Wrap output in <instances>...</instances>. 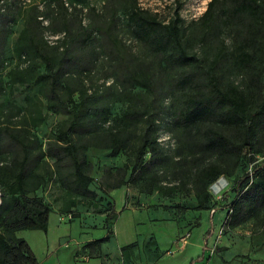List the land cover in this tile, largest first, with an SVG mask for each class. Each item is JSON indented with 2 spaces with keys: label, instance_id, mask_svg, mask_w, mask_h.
Listing matches in <instances>:
<instances>
[{
  "label": "rangeland",
  "instance_id": "374dc122",
  "mask_svg": "<svg viewBox=\"0 0 264 264\" xmlns=\"http://www.w3.org/2000/svg\"><path fill=\"white\" fill-rule=\"evenodd\" d=\"M209 1L137 0L164 23L178 10L182 44L204 69L223 39L227 49L219 72L245 91L254 107L258 93L250 78L261 71L260 53L248 66L239 62L235 47L242 41L241 20L223 27L218 37L202 28ZM0 4L8 16L0 39V192L20 154L14 142L1 136L8 128L31 142L35 161L27 190L51 208L46 232L20 230L8 239L23 238L34 264H264V205L256 192L244 196L239 224H222L240 179L251 172L254 183L264 186V129L254 144L257 152L243 151L237 158L201 153L200 135L180 126L184 100L192 94L176 86L182 68L169 62V53L152 50L138 37L127 19L129 8L120 0ZM224 7L219 0L215 16ZM29 19L35 35L42 33L56 77L54 91L50 71L29 48ZM81 26L91 34L86 42ZM130 76L148 80L149 86L134 84ZM74 103L82 104V111L70 140L81 146L92 198L67 189L65 172L45 154L47 143L57 141L73 121ZM154 135L157 152L148 153L145 168L130 179L138 146ZM115 136L123 143L113 156L109 146ZM209 164L223 170L216 181L226 182L217 191L211 188L216 181L208 185V202L200 207L204 188L197 175ZM110 201L116 210L109 226L113 233L107 242L85 246L107 234L102 212Z\"/></svg>",
  "mask_w": 264,
  "mask_h": 264
},
{
  "label": "trees",
  "instance_id": "16d2710c",
  "mask_svg": "<svg viewBox=\"0 0 264 264\" xmlns=\"http://www.w3.org/2000/svg\"><path fill=\"white\" fill-rule=\"evenodd\" d=\"M120 1L128 6L127 19L135 27L138 37L152 50L169 53V62L182 68L177 77L176 86L192 89V94L184 100L180 126L187 134L200 135L201 142L198 148L201 153L205 155L215 153L219 157L237 158L243 151L257 152L254 144L264 129V0H223L225 7L217 16L214 10L219 0H210L200 20L202 28L217 37L223 27H231L235 21H242L244 26L242 41L235 47L239 62L248 66L256 59L254 57L257 53H260L261 71L250 78L252 87L258 93L254 107L250 106L246 92L232 82L224 80L219 72L227 49L223 39L219 38L215 56L210 66L204 69L186 52L182 44L180 28L182 18L178 10L174 12L172 20L164 23L155 14L140 7L137 0ZM1 8L0 4V39L8 19ZM32 22V19L27 22L29 48L33 49L45 68L50 71V87L51 91H54L56 77L52 72L51 60L44 51L45 42L42 33L39 31V37L35 35ZM81 28L84 32L82 41L90 40V32L87 33V29L83 26ZM105 33L109 41L118 47L119 42L116 38L108 31ZM129 80L139 86H149L148 80H138L134 76H130ZM81 106L82 104L74 103L73 121L60 132L57 141L47 143L45 154L54 159L65 172L63 184L67 189L80 196L92 198L95 196L89 188L92 178L86 173L85 162L80 155L81 146L72 144L70 140V135L77 127L76 120L81 114ZM224 129H229L230 132ZM1 136L14 142L20 154L12 161V167L8 177L2 182V192H0V264H34L36 258L28 243L23 238L12 241L6 236L20 230L46 232L51 208L41 196L30 195L27 190L28 177L33 174L35 161L31 142L24 136L10 132L8 128L2 130ZM122 143L123 139L118 136L111 140L109 146L112 149L111 155H117ZM157 148L158 142L155 135L147 136L141 141L135 154L130 179L145 168L146 155L148 153L154 155ZM248 159L252 161L253 157L250 155ZM250 173L240 179L236 188L232 189L235 194L228 204L223 225L234 226L243 220L244 196L252 192L257 193L264 205V186L254 183L253 175ZM221 174L223 170L215 164L207 165L198 173L197 180L204 188L200 207H204L209 199L206 188ZM106 205L102 213L105 215L107 234L100 239L88 242L85 246L107 242L113 233L109 226L115 220V203L110 201ZM132 245V243L127 244L122 247V250Z\"/></svg>",
  "mask_w": 264,
  "mask_h": 264
},
{
  "label": "water",
  "instance_id": "95a60500",
  "mask_svg": "<svg viewBox=\"0 0 264 264\" xmlns=\"http://www.w3.org/2000/svg\"><path fill=\"white\" fill-rule=\"evenodd\" d=\"M219 181H222L223 184H220V185L218 186V189H219L220 186L224 185L225 182H226L225 180H222V179L217 180V181L211 186L212 190H213V186L216 185L217 183H219ZM218 189H217V190H218ZM213 191H214V190H213Z\"/></svg>",
  "mask_w": 264,
  "mask_h": 264
},
{
  "label": "bare ground",
  "instance_id": "6f19581e",
  "mask_svg": "<svg viewBox=\"0 0 264 264\" xmlns=\"http://www.w3.org/2000/svg\"><path fill=\"white\" fill-rule=\"evenodd\" d=\"M220 184H223L222 181H219V183H217L216 185H214V186H213V190H214V191H217L218 186H219Z\"/></svg>",
  "mask_w": 264,
  "mask_h": 264
},
{
  "label": "built area",
  "instance_id": "2783aa9c",
  "mask_svg": "<svg viewBox=\"0 0 264 264\" xmlns=\"http://www.w3.org/2000/svg\"><path fill=\"white\" fill-rule=\"evenodd\" d=\"M214 211V209H212V212Z\"/></svg>",
  "mask_w": 264,
  "mask_h": 264
}]
</instances>
